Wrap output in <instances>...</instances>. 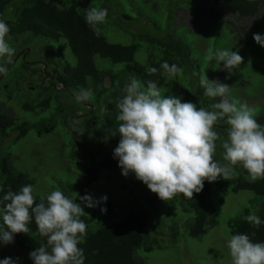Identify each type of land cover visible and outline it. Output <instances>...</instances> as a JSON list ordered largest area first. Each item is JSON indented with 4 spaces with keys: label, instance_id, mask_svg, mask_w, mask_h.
<instances>
[{
    "label": "trees",
    "instance_id": "obj_1",
    "mask_svg": "<svg viewBox=\"0 0 264 264\" xmlns=\"http://www.w3.org/2000/svg\"><path fill=\"white\" fill-rule=\"evenodd\" d=\"M194 1L197 2L194 3L191 11L184 13L206 11L200 36L209 39V46L201 54L196 53L198 47L194 45V41L183 36L191 30L194 33L192 37H199L198 29L192 30L188 23L180 24L182 28L179 30L170 29L167 34L155 37L148 35L143 29L139 30L140 23L136 25L137 22L133 23L134 20L127 15L116 14L113 5L94 4V0H0V20L7 23L10 28L6 41L13 43L20 38H29L30 42L40 40L48 43L56 52L55 61L60 66V70H55L57 75L54 80L43 73L41 85L37 89H31L29 94L12 95L9 89H7L8 94H4L0 86V146L6 142L20 140L30 131H34L40 139H47L46 136H50L58 140L59 151L67 152L68 158L82 156L87 161L83 167L82 187H91L104 170H113L118 166V161L113 157V151L119 143L120 136L117 134L107 139L106 136L108 130L118 127L119 121L116 119L119 114L117 104L120 99L118 97H123L120 92L131 82L133 76L145 88L149 80L157 81L165 97L177 96L181 98V102H191L198 109L205 108L211 111L210 105L219 102L220 97L212 99L204 96V88L199 83L200 76L205 73L209 81L216 80L230 88L242 85L245 81V76L241 73L242 66L247 64L249 68L253 67L251 56L264 57V54L260 53L262 47H255L250 54H246L253 40V32L259 27L264 30V22L259 20L260 12L264 9V0ZM91 8L107 9V18L102 24L86 23L85 12ZM7 9L15 16L14 19L7 16ZM217 13H225L226 16L234 15L251 24L245 27L246 30H243L244 34L240 37L238 35L234 38L235 33L241 32L236 29L231 30L233 34L231 36L222 35V28L226 23L229 25V21L221 15L217 17ZM125 20L128 22L126 23ZM155 23L158 24V22ZM108 25L114 29L107 28ZM138 41H147L157 46L158 51L143 52L136 44ZM210 48L237 52L248 61L243 60L231 74L224 67L221 69L223 73H220L219 69L224 66L223 62L205 59ZM67 49L70 51L68 57L65 54ZM138 55H142L139 60ZM164 61L170 65L175 64L182 71L172 78H169L162 70L155 75H148L150 68L159 69ZM17 62L13 66H10V63L6 65V68L10 66L6 73L8 76L15 77L21 67H26L23 61H19V66ZM19 88L25 90L28 86ZM230 88L227 96L231 101L236 98L233 97ZM80 89H91L93 93L89 101L83 102L86 105L85 115L91 118L92 125L97 127L98 136L103 137L94 149L95 152L90 150L86 152L85 148L80 146L78 136L73 133L74 130H78V127L70 117L73 114L77 115L74 104L76 102L77 105L80 104L76 98ZM61 93L66 99H61ZM13 99L19 106L18 111L34 119L27 121L20 116V113H15L13 108L8 107L7 101ZM254 109H257L255 118L264 125V109ZM219 122L221 123H217L214 128L227 125L223 120ZM223 141L224 138L219 135L216 144H221ZM223 154L224 151L220 150L222 160ZM223 162L227 163L224 160ZM235 171L239 174L230 180L225 181L218 177L212 183L205 181L202 191L193 195L189 203L190 209L188 208L192 221L183 225L188 237L198 239L217 224L220 210L217 208L219 202L211 200L216 191L212 189L213 185L222 190L231 189V192L237 193L247 191L261 197L263 200L255 214L264 221V180L251 182L246 171L240 166H236ZM135 181L134 177L132 186L129 187L136 189L133 195L134 204L127 209L123 219L104 226L101 221L97 222L87 216L81 217L87 225L86 236L83 243L79 245L84 250V264H142L135 255L137 250L141 249L149 253L161 249L160 237L166 224L159 215L160 199L156 194L151 193L146 185L143 183L139 185ZM32 183L28 174L19 171L13 165L11 155L5 154L0 157V186H3L5 191L10 187L15 192L21 186L32 185ZM62 187L64 188L63 185ZM66 188L72 187L66 184ZM54 189L57 188L54 187ZM3 195L4 193L0 192V199ZM34 196L39 203L40 196ZM3 207L4 205L0 204V209ZM250 213H252L251 210L245 208L240 215L231 220L228 223V234L231 237L238 233L249 235L255 233L252 237L253 241L264 242V223L258 228L253 227L245 220ZM2 225L3 220L0 217V226ZM29 227L31 228L29 233L15 234L13 237L14 249L23 257L22 264H27V261L33 264L29 254L38 247L46 245V239L40 236L34 221ZM167 227L170 228L168 236L178 241L181 237L179 226L174 223ZM2 244L0 242V248ZM17 264H19L18 261Z\"/></svg>",
    "mask_w": 264,
    "mask_h": 264
},
{
    "label": "clouds",
    "instance_id": "obj_2",
    "mask_svg": "<svg viewBox=\"0 0 264 264\" xmlns=\"http://www.w3.org/2000/svg\"><path fill=\"white\" fill-rule=\"evenodd\" d=\"M106 18L107 9L91 8L85 12V21L89 25L102 24ZM9 32L8 24L0 20V60L5 64L11 63L15 54V49L6 41ZM253 40L264 48V36L254 34ZM25 50L28 53L29 48L25 47ZM205 59L223 62L224 69L230 74L243 62L237 52L212 48ZM18 60L27 63L24 57ZM18 60L13 59L12 63ZM7 70L0 65V79ZM161 70L169 78L182 71L175 64L164 61L159 69L150 68L148 75ZM199 83L204 88V96L221 98L210 105L211 111L198 109L191 102H181L177 96L165 97L157 81L149 80L145 88L133 76L117 104L118 127L108 130L106 136V139L120 136L113 157L118 161L121 175L134 174L136 180L164 202L177 195L192 200L194 194L202 191L205 181L212 183L218 177L227 181L237 176L236 166L246 171L251 182L264 180V125L255 118L256 109L237 99L229 101L230 87L216 80L209 81L205 73L200 76ZM6 86L1 89L4 94H8ZM92 96L91 89H80L76 98L89 101ZM221 120L228 125L227 140L222 144L225 164L213 158L219 139L214 126ZM0 192L4 193L0 199V204L4 205L0 209L3 220L0 242L10 244L15 234L29 233V225L34 221L40 236L46 238V245L29 254L33 264H84V250L79 245L84 241L87 225L81 217L87 215L85 208H96L106 202V196L97 200L91 194L79 196L76 193L80 201L77 203L57 189L46 198L41 196L37 203L31 184L23 185L15 192L10 187L5 191L0 186ZM100 211L103 214L106 208L101 207ZM245 220L256 228L264 223L255 213L247 215ZM254 235L238 233L227 240L232 264H264V242H254ZM0 264L16 262L5 258Z\"/></svg>",
    "mask_w": 264,
    "mask_h": 264
},
{
    "label": "rangeland",
    "instance_id": "obj_3",
    "mask_svg": "<svg viewBox=\"0 0 264 264\" xmlns=\"http://www.w3.org/2000/svg\"><path fill=\"white\" fill-rule=\"evenodd\" d=\"M196 2H193V0H94V4L113 5L116 14L127 15L134 20L133 23L137 22L136 25L140 23L139 30L143 29L145 33L155 37L161 36V34H167L170 29L174 31L176 29L179 30L182 28L180 24L184 25L188 23V26L190 25L192 30L194 28L198 29V33H196L199 37L195 38L193 36V38L192 35L194 33L191 30L189 31L192 34L188 31L183 36L192 39L194 45L198 47L196 53L201 54L209 46V39L200 36L202 35V20L204 19L206 11L184 13L188 10L191 11ZM195 7L197 6L195 5ZM219 15L226 21H229V25L228 23L224 24L222 35L229 34L231 36L233 35L231 30L236 29L241 32L235 33L234 38L238 35L240 37L244 34L243 30H246L245 27L247 25L249 27L251 24V22L240 20L234 15L226 16L227 14L225 15V13L216 14L217 17ZM7 16L13 19L15 17L8 12V9ZM259 20L264 22V9L260 12ZM125 22L127 23L128 21L125 20ZM155 22H158V24ZM142 25L143 27L141 28ZM107 28L114 29L111 25H108ZM219 29L221 28L219 27ZM158 32L160 33L158 34ZM246 33L249 34V32ZM257 33L264 36V30H261V27L253 32V35ZM24 39L20 38L17 41H13V43L7 41L15 49L10 66L14 65L12 60L17 55L18 50H25V47L29 48L25 57L27 62L26 67H19L20 72L15 77H10L6 74L0 79L2 86L7 85L5 91L8 92L7 89H9L12 95L29 94L31 89H37L40 85L44 68L48 73H53L57 69L60 70V66L55 61L56 52L51 45L40 40L30 42L29 38ZM250 43L251 46L246 50V54H250L255 47H260L254 40ZM136 44L143 52L158 51L157 46L147 41H138ZM263 50L264 48L260 49L261 54H264ZM65 54L67 57L70 56L69 49L66 50ZM140 57L142 55H138L137 59L139 60ZM243 60L244 62L248 61L246 58ZM251 62L253 67L249 68L247 64H244L241 69L242 76H245V81L242 82V85L231 87L230 90H232L231 93L234 98L240 100L242 103H246L249 107L264 109V57L251 56ZM7 64L3 60H0V65L6 67ZM223 67H220V73H223L221 70ZM20 86H28V88L20 90ZM121 91V95L124 96V90ZM60 97L62 100L66 99L62 93ZM118 98L122 99L123 97ZM227 99L230 101L228 96ZM7 106L13 108L15 113H20V116L24 117L27 121L34 119L33 117L29 118L24 112L18 111L17 108L19 106L14 99L7 101ZM74 106L77 115L73 114V120L77 123L78 130H74L73 133L78 136L80 146L83 149L85 148L84 150L86 152L89 150L91 152L96 149L99 142L103 140V137L98 136L96 133L97 127L95 125L93 126L92 119L87 118L85 115L84 107L86 105L84 102L80 101L79 105L76 102ZM88 108L89 106H87ZM217 123L221 122L218 121ZM227 129L228 125L222 128H215L218 134L224 138L223 142L227 140ZM46 137L47 139H40L34 134V131H30L20 140L6 142L0 146V157L5 154L11 155L13 165L19 171L29 175L33 182L34 195L44 196L46 198L51 191L58 189L65 196L73 199L77 203L80 202L79 196L85 194H91L97 200L102 196H106L107 200L103 204L96 208H85L84 211L87 214L85 216L97 222L101 221L104 226H109L123 219L127 209L131 204H134L133 195L136 189L135 187L132 189L129 188L132 186V180L135 177L134 174H129L127 177H124L121 175V169L117 166L113 170H104L100 174L97 182L91 187H82L84 183L83 167L87 161L82 156L74 157L73 159L68 158L69 154L67 152L59 151L58 147L60 143L58 140L50 136ZM223 142L216 144L218 149L213 157L221 164H225L220 157V150L224 151L222 148ZM89 146L94 147L90 148ZM135 182L139 185L142 183L138 180ZM66 184H70L72 188L67 189ZM54 187L57 189H54ZM212 189L216 191L215 196L211 200L219 202L217 208L220 210V215L217 219V224L209 228L207 233L198 239L188 237L183 228L185 223L192 221L191 212L188 211L190 200L177 195L170 201H159V215L166 224L163 227L164 231L160 237L162 246L161 249H156L149 253L141 249L137 250L135 255L141 260L142 264H232L227 248V240L230 239L228 223L240 215L245 208H249L252 213L257 212L263 199L247 191H240L238 193L231 192V189L222 190L214 185ZM76 193L79 196H76ZM101 207L106 208V212L103 214L100 211ZM174 223L179 226L181 233L178 241H174L168 236L170 234V228L167 226ZM5 258H11L16 264L17 261L19 264H22L23 260L21 253L15 251L13 242L10 244H2L0 248V261ZM27 264L31 263L27 261Z\"/></svg>",
    "mask_w": 264,
    "mask_h": 264
},
{
    "label": "flooded vegetation",
    "instance_id": "obj_4",
    "mask_svg": "<svg viewBox=\"0 0 264 264\" xmlns=\"http://www.w3.org/2000/svg\"><path fill=\"white\" fill-rule=\"evenodd\" d=\"M26 50H18L17 51V55L15 56V58L14 59H16V60H18V59H20V60H22V58L24 57V59H25V57H26ZM43 72L45 73V74H47V75H49L50 76V78L52 79V80H54L55 78H56V75H57V73H55V72H53V73H48V72H46L45 71V68L43 69ZM56 74V75H55ZM72 120V119H71Z\"/></svg>",
    "mask_w": 264,
    "mask_h": 264
}]
</instances>
